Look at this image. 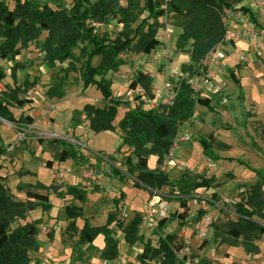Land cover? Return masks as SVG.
Returning a JSON list of instances; mask_svg holds the SVG:
<instances>
[{
	"label": "rangeland",
	"instance_id": "1",
	"mask_svg": "<svg viewBox=\"0 0 264 264\" xmlns=\"http://www.w3.org/2000/svg\"><path fill=\"white\" fill-rule=\"evenodd\" d=\"M41 2L57 9L60 5L71 8L74 0ZM145 2L142 0L141 4ZM157 2L165 6L164 0ZM248 2H243V6L248 8ZM122 3L125 5L126 1L122 0ZM10 6L14 8L11 2ZM249 11L264 33V10ZM146 16L148 13L143 18ZM159 22L163 29L158 38L164 35L167 25L172 30L168 46L169 66L172 70L185 72L191 65L189 51L180 52L177 45L184 19L170 14L159 19ZM111 24L112 29L105 23H99L96 31H106L111 38H115L123 26L116 22ZM225 29L227 31V27ZM228 31L236 32L230 28ZM46 36L45 33L41 41ZM156 49L147 53L140 37H136L133 47L123 53V66L114 76L112 86L115 96L124 102L119 108L115 125L129 110L132 111L126 102V92L138 74L151 78L153 87L159 86L156 76L163 74L166 59L161 56L162 52H158L162 49L161 45ZM21 54L15 62L0 58V66L7 73L6 80L0 82V98L6 91V84L22 85L27 79L39 83L26 93L24 98L28 105L24 109L12 108L16 118H23L20 128L0 119L1 143L8 149L7 155L0 158V175L7 177L8 186L18 200L52 206L44 211L38 208L22 222L41 221L42 232L37 237L41 249L30 254L32 264H141L138 257L143 252L144 244L150 240L156 245L159 237L167 234L178 235L185 245L179 255L180 264H194L202 258L211 260L213 264H264L263 240L256 243L259 246L257 254L248 255L242 247H233L232 240L215 235L216 226H235L240 216L238 204L246 192L258 183L264 185V41L234 42V51L226 60L230 68L223 75L217 76L212 87L204 93L205 98L212 102L211 108H196L192 121L177 129L174 146L161 162L157 156L149 157V168L160 169L168 175L170 181L159 193L164 204L170 207L168 219H172L176 213L184 212L181 206L183 201L189 207V219L185 223L171 220L165 226L156 222L149 229H141L140 226L139 236L143 238L142 241L129 245L124 241L123 232L129 220H124L120 212L118 220L123 227H115V224L111 227L121 242V256L116 263L100 257L98 250L106 247L103 235L90 247L80 240V235L71 234L67 230L69 221L65 209L73 204L83 207V218L77 221L80 228L86 221L93 227L102 226L107 222L108 214L119 208L114 199L124 192L127 201L125 208L131 218L134 212L144 213L150 200L149 192L135 188L134 177L126 175L127 158L133 150L128 147L119 149L122 144L119 128L116 133L97 134L90 129L89 123L77 127L78 132H75L77 128L70 126L74 109H82L87 104L100 108L109 105L98 87H86L85 79L78 71L80 65L65 62L50 68L44 63V55L35 43ZM100 61L101 57H96L92 65L98 66ZM210 136H213L215 142L206 152L200 141L208 140ZM58 139L67 144H57L55 140ZM41 140L45 142L44 145ZM63 147L75 148L79 158L76 161L60 162L57 158ZM49 161L54 164L52 168L46 166ZM132 162L134 164L136 160ZM90 169L96 171V176L90 185H86L83 175ZM62 172L61 176L57 175ZM100 180L103 186L98 184ZM37 184L47 187L54 185L62 192L66 191L67 186L75 184L86 185L89 191L95 187L100 190L90 194L88 202L82 205L69 196L65 200L58 199L52 189L43 190L36 187ZM255 220L264 224V220L257 216ZM43 226L47 228L46 231ZM50 233L55 236L52 243L49 242ZM206 243L208 245L205 246Z\"/></svg>",
	"mask_w": 264,
	"mask_h": 264
},
{
	"label": "trees",
	"instance_id": "2",
	"mask_svg": "<svg viewBox=\"0 0 264 264\" xmlns=\"http://www.w3.org/2000/svg\"><path fill=\"white\" fill-rule=\"evenodd\" d=\"M74 0L73 6L68 8L60 5L54 9L41 0H0V58L3 61L15 62L33 43L39 47L44 55V63L55 68L56 64L76 63L78 71L85 79L86 87L96 86L102 92L108 106L100 108L87 104L82 109H74L70 126L77 128L89 123L90 129L99 134L101 132H122V144L119 149L128 147L132 154L127 158L126 175L134 177V187L149 192L150 197L170 184L168 175L160 169L149 168V157L157 156L160 162L170 153L174 146L175 134L178 128L192 121L198 106L211 108V100L203 96L195 97L185 83L182 85L173 107L162 113L145 111L141 107L129 110L124 118L115 125L120 106L124 102L115 96L112 86L113 78L123 66L122 55L130 50L136 37H140L147 53L159 46L158 35L163 29L159 19L170 14H176L184 19L177 40L180 52L189 51L191 65L185 72H194L203 65L209 53L224 42L226 29L224 16L227 10L238 9L247 14L253 23H257L253 14L243 6L244 0H164L161 6L157 0ZM163 1V0H162ZM10 2L14 4L12 9ZM148 13L145 18L144 15ZM143 18V19H141ZM116 22L123 29L115 38L108 32L96 31L99 23L107 26ZM135 24L137 26L134 28ZM258 27V25H256ZM47 34L44 41L41 38ZM79 51V54H76ZM101 57L100 64L93 66L92 61ZM17 64V63H16ZM16 67V66H15ZM14 67V68H15ZM7 78L6 70L0 66V82ZM38 81L25 80L22 85L6 84V91L0 98V119L20 128L23 118H16L12 108L24 109L28 105L26 93ZM145 86L151 90L152 79L140 73L131 82L130 88ZM57 144H67L64 140H55ZM215 140L210 136L201 140L204 151H209ZM42 145L45 144L41 140ZM8 149L1 143L0 158L7 155ZM78 151L73 147H63L58 154L60 162L76 161ZM136 160L133 164L132 160ZM53 167L52 161L46 165ZM113 169V168H112ZM125 177V176H124ZM43 190L52 189L58 199L65 200L68 196L75 202L85 204L89 195L99 192V187L91 191L82 184L69 185L66 191H60L57 186L47 187L37 184ZM125 200V193L121 192L114 201L119 207ZM183 213H176L172 219L159 222L165 226L171 220L185 223L188 219L189 207L186 201L181 203ZM51 205L25 202L18 200L8 186L7 177L0 175V264H32V252H39L41 244L37 237L41 234V221L25 222L29 214L38 208L51 209ZM240 216L235 226L231 228L215 227L216 237H223L233 241V247H242L248 255H255L259 250L257 241H264V224L255 220V216L264 220V185H253L238 204ZM69 225L67 230L74 235H80V240L93 247L99 236L103 235L106 247L98 250L100 257L106 261L120 258L121 242L114 234L112 225L122 228L119 224L120 209L108 214L107 222L102 226H91L87 221L80 228L77 221L83 218V207L71 205L65 209ZM134 217L123 229L124 241L134 245L142 241L139 227L143 219L142 214L134 212ZM54 234H49V242L54 241ZM241 238H243L241 240ZM208 243L205 244V246ZM204 246V247H205ZM185 245L176 234L159 237L157 244L148 240L144 244L143 252L138 260L141 264H180L179 255ZM186 259V258H185ZM194 264H213L207 258L199 259Z\"/></svg>",
	"mask_w": 264,
	"mask_h": 264
},
{
	"label": "built area",
	"instance_id": "3",
	"mask_svg": "<svg viewBox=\"0 0 264 264\" xmlns=\"http://www.w3.org/2000/svg\"><path fill=\"white\" fill-rule=\"evenodd\" d=\"M251 9L254 12L264 10V0H248ZM244 12L238 9L227 10L224 16V24L227 27L224 42L216 46L209 55L206 57L203 65L198 67L194 72H184L183 70L174 69L168 64L170 44V36L172 30L169 25L164 28V35L158 38L159 45H161V55L166 59L163 74L160 76L161 86L159 89L151 86V90L145 86L138 85L135 88H128L126 92V102L129 103L132 110L141 107L145 111H154L162 113L174 106L178 94L182 89L183 83L190 87L193 95L204 96V93L212 87V82L217 76L223 75L230 67L226 64L230 52L234 48V42L240 40H251L252 42L259 43L264 41V33L251 22L250 18ZM113 25H108L112 29ZM228 28L236 30V32L228 31ZM158 50V49H156ZM159 57V56H158ZM244 59L243 57L241 58ZM186 140V139H185ZM188 140V138H187ZM75 144H79L73 141ZM177 144L175 147L177 148ZM96 171L90 169L84 172L83 179L86 185H90L95 179ZM175 197V196H174ZM121 217L124 220H131V215L128 210L121 208ZM170 207L164 204L160 194L155 192L148 202L145 209L143 219L141 222V229L151 228L154 223L160 222L163 219L169 218ZM46 226V225H45ZM43 226V230L46 231ZM144 231V230H143ZM104 264H108L104 262Z\"/></svg>",
	"mask_w": 264,
	"mask_h": 264
},
{
	"label": "crops",
	"instance_id": "4",
	"mask_svg": "<svg viewBox=\"0 0 264 264\" xmlns=\"http://www.w3.org/2000/svg\"><path fill=\"white\" fill-rule=\"evenodd\" d=\"M246 1H248V0H244V2L246 3ZM247 7H248V9H251V5L249 4V2H248V4H247ZM251 11H253V9H251ZM246 16H248L247 14H245ZM259 29H260V27H258ZM232 51H234V48H233V50ZM231 53V52H230ZM233 57H235V56H233ZM232 56H230V58H233ZM229 58V59H230ZM228 62L226 61V64H227ZM228 65V64H227ZM156 81L159 83V86H161V81H160V77H159V75L158 76H156ZM156 87V88H160V87ZM203 97H205V96H203ZM79 128H81V127H79ZM79 128H77V130L75 131V132H78L79 131ZM87 131H88V128H87ZM86 134V133H85ZM53 166H54V164H53ZM110 172V171H109ZM34 174H35V172H33ZM37 174V173H36ZM63 174V172L62 173H59V174H57L58 176H61ZM56 175V176H57ZM58 176H57V178H58ZM103 180V179H102ZM110 180H112V179H110ZM20 181H21V179H20ZM98 184L99 185H101V186H103V184H102V181L100 180V182H98ZM29 185H32V184H29ZM28 185V186H29ZM34 185H36V183L34 184ZM86 186V185H85ZM117 186H119V184H117ZM101 188H103V187H101ZM26 202V201H25ZM126 200H124V201H122L121 203H120V205H119V208H124V209H126L125 207V205H126ZM126 210H128V209H126ZM130 211V210H129ZM133 211H136V210H133ZM85 223V222H84ZM118 260L119 259H117L116 261H114L113 263H116V262H118Z\"/></svg>",
	"mask_w": 264,
	"mask_h": 264
}]
</instances>
